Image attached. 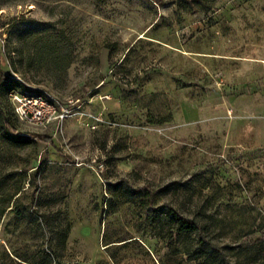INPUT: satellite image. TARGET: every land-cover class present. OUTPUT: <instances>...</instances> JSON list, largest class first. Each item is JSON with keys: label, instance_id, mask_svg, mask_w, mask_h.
Returning <instances> with one entry per match:
<instances>
[{"label": "rangeland", "instance_id": "obj_1", "mask_svg": "<svg viewBox=\"0 0 264 264\" xmlns=\"http://www.w3.org/2000/svg\"><path fill=\"white\" fill-rule=\"evenodd\" d=\"M0 53V264H264V0H0Z\"/></svg>", "mask_w": 264, "mask_h": 264}, {"label": "built area", "instance_id": "obj_2", "mask_svg": "<svg viewBox=\"0 0 264 264\" xmlns=\"http://www.w3.org/2000/svg\"><path fill=\"white\" fill-rule=\"evenodd\" d=\"M9 99L17 119L33 126L60 125L70 116L68 103H62L45 91L20 93L11 91Z\"/></svg>", "mask_w": 264, "mask_h": 264}, {"label": "trees", "instance_id": "obj_3", "mask_svg": "<svg viewBox=\"0 0 264 264\" xmlns=\"http://www.w3.org/2000/svg\"><path fill=\"white\" fill-rule=\"evenodd\" d=\"M8 78V71L6 69V60L4 59L2 53H0V87L4 85ZM0 128L1 131L8 136L18 137L20 133L17 129L10 124L8 119L5 118V114L0 107ZM35 137H38L35 135ZM173 222L175 223L177 233L179 235L182 234H190L197 233L202 228L203 225L197 219H192L181 215L180 213L174 212V216L172 217ZM68 234V229L64 230L62 233V244L65 243L66 237ZM196 258H203L205 262L208 264H223L222 258H220V250L208 239H205L203 235H200L199 239V248L195 253ZM46 262L44 264H52V257L58 258V252L47 253L44 252ZM113 258L112 255H110ZM216 262V263H215Z\"/></svg>", "mask_w": 264, "mask_h": 264}]
</instances>
